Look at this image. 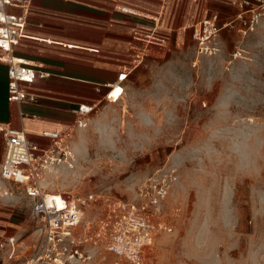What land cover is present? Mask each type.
Here are the masks:
<instances>
[{
  "label": "clouds",
  "instance_id": "1",
  "mask_svg": "<svg viewBox=\"0 0 264 264\" xmlns=\"http://www.w3.org/2000/svg\"><path fill=\"white\" fill-rule=\"evenodd\" d=\"M213 49L211 55L200 58L198 81L188 71L195 59L188 53L155 69L148 88L129 87L125 99L133 113L131 120L122 124L119 107H107L87 120L69 144L71 163L57 168L54 175L70 183L88 171L103 181L116 178L162 138L174 137L180 131L184 126L182 110L193 89L198 88L205 94L215 93V99L207 110L192 114L193 122L202 125V134L173 156V184L182 187L186 179L201 175L205 167L214 168L224 158L237 175L255 179L264 162V20L254 22L238 43L235 59L224 41L215 42ZM109 162L111 170L105 173ZM145 179L143 172H132L118 181V186L134 194ZM257 187L258 194L264 195V185ZM0 201L26 206L19 198L8 201L0 197ZM238 221L239 214L231 209L227 228L236 247L240 240L235 232ZM252 224L246 255L229 264H264V212H254ZM197 245L206 261L221 264L216 252L210 250V234L201 235Z\"/></svg>",
  "mask_w": 264,
  "mask_h": 264
},
{
  "label": "crops",
  "instance_id": "2",
  "mask_svg": "<svg viewBox=\"0 0 264 264\" xmlns=\"http://www.w3.org/2000/svg\"><path fill=\"white\" fill-rule=\"evenodd\" d=\"M206 1L29 0L26 8L10 7V13L25 21L26 35L13 47L12 55L46 76L35 77L24 86L35 97L34 102L18 105L9 101L7 65L1 61L4 53L0 50V126L22 129L30 141L47 148L50 141L41 137L42 132L75 129L74 111L78 106L105 103L106 85L113 83L124 70L129 75L137 71L144 57L149 59L148 63L156 57L157 48L164 44L147 38L156 36L167 43L175 33L174 41L178 45L182 38L179 36H184L190 25H184V21L191 20L198 6ZM213 15L218 13L212 12L209 17ZM209 17L205 14L202 19ZM128 78L125 91L130 87ZM3 156L4 137L0 133V164ZM0 197L14 200L10 195L0 194ZM8 205L0 201V241L16 240L17 255L5 262L15 264L28 259L37 242L26 257L33 225L30 208L26 211L27 218L19 221L7 210Z\"/></svg>",
  "mask_w": 264,
  "mask_h": 264
},
{
  "label": "rangeland",
  "instance_id": "3",
  "mask_svg": "<svg viewBox=\"0 0 264 264\" xmlns=\"http://www.w3.org/2000/svg\"><path fill=\"white\" fill-rule=\"evenodd\" d=\"M206 2L201 6L199 5L197 9L194 5L195 13L190 18L191 20L184 21V25L202 19L205 14L206 17H209L212 12L218 13V21L223 23L233 17L236 12L231 0H207ZM178 33H182L181 30ZM183 35L179 36L182 38H179L178 45H176L175 33H172L168 42L163 47L157 48L156 57L151 58L149 63V59L144 57L140 68L129 75L130 87L148 88L152 83L155 69L162 68L173 59H178L188 53L195 55L188 71L193 80L198 81L201 71V57L196 55L195 43L189 30L186 29ZM241 40L240 35L226 29H222L218 37L215 38V42L224 41L227 43L229 50L233 52V59L239 55L238 43ZM215 95V93L205 94L198 88H194L191 98L182 110L184 126L180 131L174 137L162 138L149 152L136 158L133 164L120 172L116 178L103 181L100 176L88 171L83 173L76 182H65L58 174L54 175V173L60 166L71 163L70 155H66V157H61L59 164L50 166L48 170L43 172L42 185L49 193L93 194L95 197L103 194L108 198L138 204L143 199L139 196V188L157 179L160 185L168 187L159 214L166 230L155 236L144 253L143 264H210V261L204 259L205 253L197 245V239L205 234L212 236V248L210 250L216 252L221 264H229L230 261L239 260L242 255H246V240L253 233L254 212H264V206H262L264 195L258 194L257 187L264 185V162H262L259 174L253 179L237 175L232 164L224 158L214 168L205 167L201 175L186 179L182 187L173 184V177L176 173L171 172L170 168L173 156L202 134V125L193 122V112L210 108ZM125 97L126 94L121 101L105 102L99 105L96 111L87 116L85 126L87 120L94 118L107 107H119L122 124L131 120L133 113L128 108ZM79 129H74L65 143L64 149H67L65 151L68 154L69 144L76 138ZM110 170L111 163L109 162L105 167V173ZM136 171L143 172L146 179L134 194H129L118 186V181H123ZM9 190L10 196L14 200L22 199L26 202V206L8 202L7 210L12 213L15 219L25 220L27 218L26 211L30 208L29 200L21 193L20 187L11 185ZM99 203L98 201L84 211L81 224L78 227L80 234H84L88 224L91 229L97 227V221L100 218ZM231 209H235L239 214L238 225L235 228V232L240 238L238 247L233 245L227 228ZM35 230L36 227L33 222L29 231L28 245L30 248L26 257L31 254L37 242L38 234L35 233ZM91 248L96 254L95 261L98 264H116L118 261L114 255L107 253L102 245H92ZM119 264L127 263L120 261Z\"/></svg>",
  "mask_w": 264,
  "mask_h": 264
},
{
  "label": "built area",
  "instance_id": "4",
  "mask_svg": "<svg viewBox=\"0 0 264 264\" xmlns=\"http://www.w3.org/2000/svg\"><path fill=\"white\" fill-rule=\"evenodd\" d=\"M166 1V0H165ZM235 14L229 20L219 23L218 15L191 23L188 27L195 43L196 55H211L215 38L222 29L244 36L252 30L254 22L264 20V0H231ZM29 0H0V50L1 61L7 65V93L9 101L18 105L34 102L24 88L35 77L43 78L33 65L12 55V49L20 39L25 38V21L9 12L10 7L26 8ZM149 41L166 44L164 39L150 36ZM129 71H122L113 83L105 86L103 101L115 103L123 100L125 82ZM119 89V92H116ZM98 105H80L74 111L75 129L85 126L88 115ZM74 131L42 132L41 137L50 141L47 148H41L30 141L22 129L0 126L4 137V156L0 164V194L10 195V187L21 188V193L30 202V215L38 234L37 244L31 256L15 264H98L92 245H102L104 250L114 255L119 264H143L144 253L155 236L166 230L160 219V206L167 195L168 187L156 180L142 185L138 193L143 197L138 204L108 198L100 194L49 193L43 187L42 174L50 166L59 164L61 157L69 156L65 143ZM4 185V187H2ZM99 203L100 218L97 227L86 226L80 234L84 211ZM93 230V231H92ZM94 242V244H91ZM16 240L8 238L0 241V264L16 257Z\"/></svg>",
  "mask_w": 264,
  "mask_h": 264
},
{
  "label": "snow or ice",
  "instance_id": "5",
  "mask_svg": "<svg viewBox=\"0 0 264 264\" xmlns=\"http://www.w3.org/2000/svg\"><path fill=\"white\" fill-rule=\"evenodd\" d=\"M116 92L118 93L119 92V89H116Z\"/></svg>",
  "mask_w": 264,
  "mask_h": 264
},
{
  "label": "bare ground",
  "instance_id": "6",
  "mask_svg": "<svg viewBox=\"0 0 264 264\" xmlns=\"http://www.w3.org/2000/svg\"><path fill=\"white\" fill-rule=\"evenodd\" d=\"M44 187V186H43Z\"/></svg>",
  "mask_w": 264,
  "mask_h": 264
}]
</instances>
